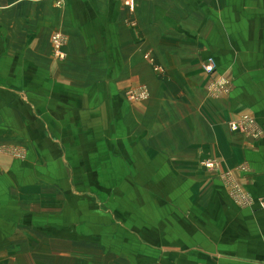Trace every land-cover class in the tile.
I'll list each match as a JSON object with an SVG mask.
<instances>
[{
    "label": "crops",
    "instance_id": "crops-1",
    "mask_svg": "<svg viewBox=\"0 0 264 264\" xmlns=\"http://www.w3.org/2000/svg\"><path fill=\"white\" fill-rule=\"evenodd\" d=\"M0 147V264H264V0H0Z\"/></svg>",
    "mask_w": 264,
    "mask_h": 264
},
{
    "label": "built area",
    "instance_id": "built-area-1",
    "mask_svg": "<svg viewBox=\"0 0 264 264\" xmlns=\"http://www.w3.org/2000/svg\"><path fill=\"white\" fill-rule=\"evenodd\" d=\"M136 0H123V4L130 10H133V6ZM64 43V39L59 33H55L51 38V44L54 50V53L61 57L62 52V46ZM202 70L203 72L212 78V80L209 83L208 91L210 94H212L215 97H219L222 94H228L230 85L229 82L222 77L216 76V66L215 62L212 58H207L203 64H202ZM148 97V93L145 88H139L138 90L129 92L127 94V98L131 101H138V100H144ZM229 130L232 133L235 134H243L245 136H248L252 139H259L262 136V129L255 120L254 117L248 115V114H242L239 118L236 120H232L228 124ZM0 153L6 154L9 157H15L19 158L22 154L18 150H15L14 148H8V147H0ZM201 165L204 168H207L209 170H216L218 167L217 163L214 160L206 159L201 161ZM231 195L236 201L241 202V204H248L246 202L247 198L243 196L239 189L235 186H232L231 188ZM262 206H264V202L261 203Z\"/></svg>",
    "mask_w": 264,
    "mask_h": 264
},
{
    "label": "rangeland",
    "instance_id": "rangeland-1",
    "mask_svg": "<svg viewBox=\"0 0 264 264\" xmlns=\"http://www.w3.org/2000/svg\"><path fill=\"white\" fill-rule=\"evenodd\" d=\"M24 158L23 154L21 155V157L16 158L17 160H22Z\"/></svg>",
    "mask_w": 264,
    "mask_h": 264
}]
</instances>
